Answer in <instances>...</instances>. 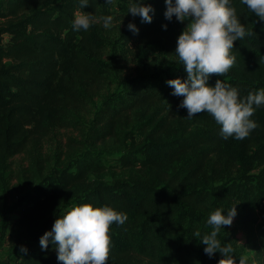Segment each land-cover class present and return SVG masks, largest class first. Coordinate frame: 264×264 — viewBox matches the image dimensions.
Instances as JSON below:
<instances>
[{
	"label": "trees",
	"instance_id": "1",
	"mask_svg": "<svg viewBox=\"0 0 264 264\" xmlns=\"http://www.w3.org/2000/svg\"><path fill=\"white\" fill-rule=\"evenodd\" d=\"M110 1L89 0L83 10L107 16ZM145 2L154 9L151 22L126 10L121 23L74 31L79 0H0V191L9 158L29 155L16 172L21 192L10 211L15 215L0 222L11 251L4 264H63L53 245L41 249L39 237L56 216L83 203L127 214L124 224L110 225L107 264H217L221 254L209 257L193 234L210 231L205 221L216 207L237 202L235 226H223L218 238L232 246L233 264H264V221L258 217L264 106L252 116L258 126L243 139L222 138L207 112L188 117L179 107L182 97L166 83L187 75L175 53L185 26L164 17V0ZM232 3L248 35L233 42V67L211 74L208 83L220 79L246 96L264 88V20L241 0ZM129 21L138 32L126 27ZM132 40L155 43L158 52L122 78L121 53ZM109 83L121 88L102 95L96 106ZM55 128H72L79 137H68L66 150L56 144L43 154V140ZM109 138L121 154L119 172L107 180L97 143ZM20 245L27 253L18 251Z\"/></svg>",
	"mask_w": 264,
	"mask_h": 264
},
{
	"label": "clouds",
	"instance_id": "2",
	"mask_svg": "<svg viewBox=\"0 0 264 264\" xmlns=\"http://www.w3.org/2000/svg\"><path fill=\"white\" fill-rule=\"evenodd\" d=\"M82 11L72 20L74 31H87L91 25L100 23L108 28L113 24L111 15L94 17L83 10L89 0H79ZM164 17L177 21H187L176 38L175 53L187 75L166 80L172 86V94L181 96L179 107L187 109V116L201 112L209 113L220 125V135L224 139H243L258 126L252 119L253 113L264 106V88L249 91L241 96L239 89L216 79L209 84L211 74L227 73L235 64L236 57L231 51L233 42L248 35V30L237 15L232 0H164ZM250 13L264 20V0H241ZM154 11L145 0H130L127 12L139 16L144 22H151ZM121 23V21H120ZM120 25V24H119ZM126 27L135 32L139 29L132 21ZM166 28V24H162ZM238 203V202H237ZM228 208L216 207L208 215L205 224L210 231L202 234L194 232L203 243V251L211 257L221 254L217 264H233L230 244H222L218 238L223 226L231 225L237 214L236 204ZM127 219L125 212L111 206H94L91 203L74 205L56 216L52 227L39 237L41 249L49 244L56 250V258L63 264H107L110 252L109 228L113 223L122 225ZM19 252L27 253L25 245Z\"/></svg>",
	"mask_w": 264,
	"mask_h": 264
},
{
	"label": "rangeland",
	"instance_id": "3",
	"mask_svg": "<svg viewBox=\"0 0 264 264\" xmlns=\"http://www.w3.org/2000/svg\"><path fill=\"white\" fill-rule=\"evenodd\" d=\"M130 0H111L108 6L109 15L113 17V24L122 22L124 19L125 11L128 8ZM80 11H77L78 14ZM99 12L93 13L94 17L98 18ZM185 26L187 21L182 22ZM130 49H125L123 53H121L120 65L122 67L121 77H127L134 73L136 65L140 61H147L152 56H154L158 52V47L156 44L151 43L149 45H138L136 40H132L128 45ZM124 49V48H122ZM121 85H117L116 83H109L105 87L99 91V94L96 95V106L100 104V99L102 95H105L108 92L119 90ZM89 117V116H88ZM53 132V133H52ZM51 132V137H46L42 143L41 152L45 154L50 149L55 148L57 144V148H61L62 150H66V144L68 141V137H79L78 131L72 128H55ZM98 149L100 150L101 158L106 166V179L110 180L112 178V173L119 172V156L121 151L116 148L115 143L112 139H107L105 143H97ZM29 161L28 153L20 152L18 154L13 155L8 160V169L6 170V186L0 191V222L4 218H10L15 215V213L10 212L13 208L14 203L16 202L19 193L21 192L20 185L16 179V172L18 168H22L27 166ZM10 212V213H9ZM258 217L260 220L264 221V202L260 209L258 210ZM235 226V219L231 225L227 227ZM234 236L237 240H244V233L240 230H236L234 232ZM11 254V251L8 249L5 241L2 237H0V264H4L7 257ZM250 256L251 253L249 252Z\"/></svg>",
	"mask_w": 264,
	"mask_h": 264
},
{
	"label": "crops",
	"instance_id": "4",
	"mask_svg": "<svg viewBox=\"0 0 264 264\" xmlns=\"http://www.w3.org/2000/svg\"><path fill=\"white\" fill-rule=\"evenodd\" d=\"M250 253H252V252H250Z\"/></svg>",
	"mask_w": 264,
	"mask_h": 264
}]
</instances>
